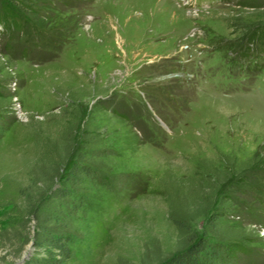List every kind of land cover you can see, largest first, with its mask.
Segmentation results:
<instances>
[{
  "label": "rangeland",
  "instance_id": "1",
  "mask_svg": "<svg viewBox=\"0 0 264 264\" xmlns=\"http://www.w3.org/2000/svg\"><path fill=\"white\" fill-rule=\"evenodd\" d=\"M199 1L0 0V264L34 252L30 175L88 134L100 170L65 264L173 251L190 186L246 247L225 264H264V0Z\"/></svg>",
  "mask_w": 264,
  "mask_h": 264
},
{
  "label": "trees",
  "instance_id": "2",
  "mask_svg": "<svg viewBox=\"0 0 264 264\" xmlns=\"http://www.w3.org/2000/svg\"><path fill=\"white\" fill-rule=\"evenodd\" d=\"M2 97L4 93L0 91V120L6 103ZM88 135L86 144L73 156L70 152L74 147L69 143L65 160L50 159L49 164L37 166L34 175H30L34 191L26 197L27 214L34 220L31 237L34 252L24 264H65L72 257L73 244L83 236L81 224L89 212L100 170L98 148L89 144L93 135L87 138ZM194 188L177 189L184 206L168 202V217L177 231L176 248L161 255L158 247L145 246L139 264H225L236 253L246 251L243 243L230 235L226 209L213 206L209 194L202 197L199 189ZM193 204L198 210L190 213ZM196 218H201L200 230L194 227ZM119 264L135 263L120 258Z\"/></svg>",
  "mask_w": 264,
  "mask_h": 264
},
{
  "label": "water",
  "instance_id": "3",
  "mask_svg": "<svg viewBox=\"0 0 264 264\" xmlns=\"http://www.w3.org/2000/svg\"><path fill=\"white\" fill-rule=\"evenodd\" d=\"M31 254V249H27L21 256V259L18 261L19 264H24L25 259Z\"/></svg>",
  "mask_w": 264,
  "mask_h": 264
}]
</instances>
